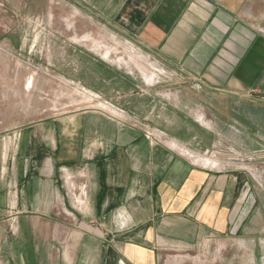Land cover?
I'll use <instances>...</instances> for the list:
<instances>
[{
    "label": "crops",
    "instance_id": "0c3cea01",
    "mask_svg": "<svg viewBox=\"0 0 264 264\" xmlns=\"http://www.w3.org/2000/svg\"><path fill=\"white\" fill-rule=\"evenodd\" d=\"M23 1L68 13L4 22V53L26 59L20 87L32 66L129 120L86 107L0 127V264H181L189 251L214 264L236 262V248L264 264L263 174L193 164L145 134L243 161L264 150V0ZM111 38L159 77L108 60ZM5 116L21 113L0 105Z\"/></svg>",
    "mask_w": 264,
    "mask_h": 264
},
{
    "label": "rangeland",
    "instance_id": "374dc122",
    "mask_svg": "<svg viewBox=\"0 0 264 264\" xmlns=\"http://www.w3.org/2000/svg\"><path fill=\"white\" fill-rule=\"evenodd\" d=\"M26 3L27 1L18 0L11 5L9 4L7 7L0 5V34L4 32V22L8 21L11 16L20 14L44 15L68 13L61 9L58 10L51 2H47L46 5L44 4L43 6L32 1H29L28 5H26ZM2 40L3 39L0 38V105H2L4 110L10 115L12 114L13 116L21 113V117L6 118L5 116L0 118V127H8L15 123L24 124L42 117L54 116L63 112L74 111L90 106H98L95 102L85 101L76 93V87L74 88L73 85L60 80L56 76H42L36 68H32V66L28 67V80H31L30 87L27 88L26 86L27 90L20 87L19 80L20 74L22 73V67L24 68L23 73L26 69V65H22L21 63V60L24 58L18 54L4 53L7 50L2 43ZM110 42L114 46H119V53H125V47H127L130 52L133 51L136 55L141 56L144 63H146L145 66L149 67L148 70L155 73V78L152 79H156V75L159 73L158 70L155 69L157 67L152 61L148 60L144 53L138 51L134 45L126 44L116 38H111ZM130 66L133 69L136 68V72L142 74L139 66H134L132 63H130ZM221 152L223 153L222 158L227 159V161L235 162L243 167L245 165V167H249V169L254 168L257 175L263 174L264 176V150L254 152L251 157L249 156V160L245 159L244 161L241 159L243 156L242 154H239V152H225L223 150H221ZM206 167L210 166L207 165ZM213 252L214 250L212 249L210 251H205L204 259H211L212 255H214ZM186 253H189L193 258H187L185 262L181 264H213L208 261H196L198 253H193L192 251L185 252V254ZM235 254L237 255L236 262L226 261L214 264H250L247 261L250 257L248 255L249 253L246 252L244 248H236ZM224 255H226L224 258L229 259V252ZM173 264L177 263L174 262Z\"/></svg>",
    "mask_w": 264,
    "mask_h": 264
},
{
    "label": "bare ground",
    "instance_id": "6f19581e",
    "mask_svg": "<svg viewBox=\"0 0 264 264\" xmlns=\"http://www.w3.org/2000/svg\"><path fill=\"white\" fill-rule=\"evenodd\" d=\"M73 12H71L70 15H72ZM96 39V38H94ZM83 40V39H82ZM98 40V38H97ZM95 41V42H98V41ZM88 41V40H87ZM104 43V42H103ZM107 43V42H106ZM100 44V42H99ZM118 44V43H116ZM88 45V43H87ZM106 45V44H105ZM98 49V48H97ZM96 49V50H97ZM104 51V50H103ZM119 46H114L111 42H108V44L106 45V51L104 53L105 57L108 58V60H118L120 61L121 63L123 64H126L127 66H130V63H132L134 66H139L140 67V70L142 72L143 75L147 76V77H155V73L153 72H150L149 67L148 66H145L146 63H144L143 61V58L139 55H136L135 52H130L128 50L127 47H125V53H119ZM162 72V71H161ZM160 72V73H161ZM158 75V74H157ZM156 75V76H157ZM159 77V76H157ZM31 85V80L27 82V88H29ZM76 93L79 94L85 101H88V102H95L96 105H98L97 107L99 106H102V108H108L104 105L103 102L97 100L94 96L93 93L91 92H87V91H83L81 88L79 87H76ZM82 99V100H83ZM109 109V108H108ZM106 109V110H108ZM108 112V111H107ZM110 113V112H109ZM173 148H177L179 149V145L177 144H172ZM171 146V147H172ZM189 153V156L193 157L192 158V163L193 164H196V163H199L201 164L202 166H210L212 168H222L223 164L225 163V161H219V160H215L211 157H206V156H201V155H196L194 153H192L191 151L188 152ZM187 153H184V156L188 159V155H186Z\"/></svg>",
    "mask_w": 264,
    "mask_h": 264
},
{
    "label": "built area",
    "instance_id": "2783aa9c",
    "mask_svg": "<svg viewBox=\"0 0 264 264\" xmlns=\"http://www.w3.org/2000/svg\"><path fill=\"white\" fill-rule=\"evenodd\" d=\"M81 89L83 91H86V90H84V88H81ZM94 96H95V98L97 100L103 102L104 105L106 107H108L109 109L105 108V107L102 108V107H97V106H90V107L100 109V110H102V111H104L106 113L110 112L109 113L110 115H112L114 117H117L120 120H129L127 113L123 109L111 104L107 100H104L99 95L94 94ZM106 109H108V110H106ZM145 134L151 141H161V142H163L164 144H166L169 147H171L172 144L173 145L174 144L179 145V149H177V148L175 149V148H173V146L171 148L174 149V150H177L183 156H184V153H187L186 155H188L187 157H188L189 161H191V162L193 161L192 160L193 157L189 156V153H188L189 151H191L192 153H194L196 155L211 157V158H213L215 160L224 161V159L222 158L223 157L222 156L223 153L219 149H216V148L215 149H207V150H205L203 152H199V151H196V150H194V149H192V148H190V147H188L186 145H183V144H181V143H179V142H177V141H175L173 139H169L168 137H166V135L162 131H160L158 129L148 128V129L145 130ZM72 195L74 197L75 202L78 205H81L84 202V200H83L84 198H82V196L85 197V193L81 189L80 190H76L73 187Z\"/></svg>",
    "mask_w": 264,
    "mask_h": 264
}]
</instances>
